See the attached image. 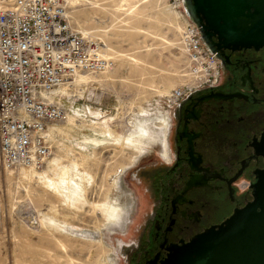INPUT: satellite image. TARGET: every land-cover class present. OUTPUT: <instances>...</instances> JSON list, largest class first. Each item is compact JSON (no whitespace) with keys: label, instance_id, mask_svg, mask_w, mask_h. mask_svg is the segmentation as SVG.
I'll use <instances>...</instances> for the list:
<instances>
[{"label":"rangeland","instance_id":"rangeland-1","mask_svg":"<svg viewBox=\"0 0 264 264\" xmlns=\"http://www.w3.org/2000/svg\"><path fill=\"white\" fill-rule=\"evenodd\" d=\"M174 2L68 0L73 26L100 42L112 66L59 93L64 104L74 95L77 109L70 121L50 124L52 153L42 168L0 164V264H124L138 204L132 175L162 153L172 94L191 83L188 16Z\"/></svg>","mask_w":264,"mask_h":264},{"label":"flooded vegetation","instance_id":"flooded-vegetation-1","mask_svg":"<svg viewBox=\"0 0 264 264\" xmlns=\"http://www.w3.org/2000/svg\"><path fill=\"white\" fill-rule=\"evenodd\" d=\"M217 54L219 83L187 87L166 119L162 153L132 175L138 204L124 264H164L173 245L253 199L264 171V47Z\"/></svg>","mask_w":264,"mask_h":264},{"label":"built area","instance_id":"built-area-1","mask_svg":"<svg viewBox=\"0 0 264 264\" xmlns=\"http://www.w3.org/2000/svg\"><path fill=\"white\" fill-rule=\"evenodd\" d=\"M174 1L185 9L183 0ZM67 4L68 0H9L0 7V164L5 169L42 168L52 153L50 124L69 116L54 99L56 91L74 86L82 75L111 69L100 42L73 26ZM187 19V80L190 86L217 85L220 60ZM184 93L175 90L173 101Z\"/></svg>","mask_w":264,"mask_h":264},{"label":"water","instance_id":"water-1","mask_svg":"<svg viewBox=\"0 0 264 264\" xmlns=\"http://www.w3.org/2000/svg\"><path fill=\"white\" fill-rule=\"evenodd\" d=\"M210 51L264 47V0H183ZM164 264H264V171L253 199L219 225L173 245Z\"/></svg>","mask_w":264,"mask_h":264},{"label":"bare ground","instance_id":"bare-ground-1","mask_svg":"<svg viewBox=\"0 0 264 264\" xmlns=\"http://www.w3.org/2000/svg\"><path fill=\"white\" fill-rule=\"evenodd\" d=\"M174 8L176 9V10H180V8L178 7V5L177 4H174ZM180 12H181V10H180ZM84 34V33H83ZM81 77V76H80ZM80 77H78L76 80H75V82L80 78ZM65 89V88H64ZM57 93H56V95L54 96V99L56 98V99H58L57 101L62 105V106H64L67 110H69V116H68V119L66 120V121H70L71 120V118H72V113H74L75 114V112H76V109H77V105L76 104H74V95H69V96H72L70 99H69V101H65V104L64 103H62V98H63V96L61 95V94H59L60 92H62V89H60V90H57L56 91ZM75 125V124H74ZM106 132H107V130H105ZM108 134H113L112 133V131L110 130L109 132H107ZM50 135H51V131H50ZM110 136V135H109ZM113 137V136H112ZM118 137V136H117ZM115 138V137H114ZM94 140V143L95 144H99L100 142H99V140H96V139H93ZM136 149H138V151H137V153H139V152H141V148H136ZM65 170V169H64ZM69 174V173H68ZM67 174V175H68ZM69 178V177H68ZM59 179V178H58ZM49 182V186H51V187H54L55 189H57V190H59V189H61L60 188V186L58 185V184H56V183H54L53 181H48ZM64 183V182H63ZM68 184V183H67ZM63 186H64V184H63ZM78 197V196H77ZM104 212V211H103ZM106 212V211H105ZM120 211L119 210H113L111 213H112V216L111 217H113L112 219H113V221L114 220H116V217H118V213H119ZM108 215V214H107ZM105 216H106V213H105ZM55 224H57L59 227H61L62 229H66V230H71V231H77L78 232V230L77 229H74V228H70L69 226H68V223H58L57 221H55L54 222Z\"/></svg>","mask_w":264,"mask_h":264}]
</instances>
